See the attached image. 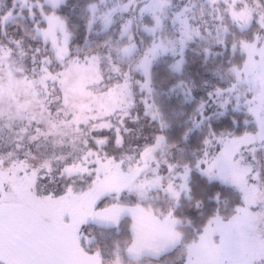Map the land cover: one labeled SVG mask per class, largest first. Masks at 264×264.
<instances>
[{"label": "snow or ice", "instance_id": "obj_1", "mask_svg": "<svg viewBox=\"0 0 264 264\" xmlns=\"http://www.w3.org/2000/svg\"><path fill=\"white\" fill-rule=\"evenodd\" d=\"M0 264H264V0H0Z\"/></svg>", "mask_w": 264, "mask_h": 264}]
</instances>
